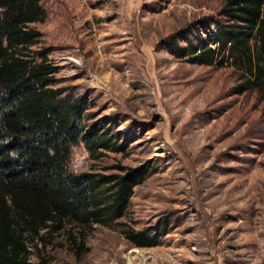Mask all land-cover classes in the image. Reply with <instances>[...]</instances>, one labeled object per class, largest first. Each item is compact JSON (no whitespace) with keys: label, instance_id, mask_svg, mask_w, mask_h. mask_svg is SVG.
<instances>
[{"label":"rangeland","instance_id":"obj_1","mask_svg":"<svg viewBox=\"0 0 264 264\" xmlns=\"http://www.w3.org/2000/svg\"><path fill=\"white\" fill-rule=\"evenodd\" d=\"M226 2L40 1L27 52L45 54L57 67L50 86L80 100L69 170L146 176L117 222L68 223L30 241L34 264H264V85L227 46L209 64L169 48L208 18L231 22ZM92 129L109 139L90 152L82 135ZM129 227L154 243H134Z\"/></svg>","mask_w":264,"mask_h":264},{"label":"trees","instance_id":"obj_2","mask_svg":"<svg viewBox=\"0 0 264 264\" xmlns=\"http://www.w3.org/2000/svg\"><path fill=\"white\" fill-rule=\"evenodd\" d=\"M40 1L0 0V264H34L28 243L44 241L65 224L82 229L117 222L133 186L146 176L141 167L99 175L69 170L71 146L80 133V100L70 101L50 86L57 67L43 59L45 54L38 60L27 52L40 35L29 25L44 18ZM263 9L264 0H227L222 13L231 22L208 18L200 27L207 38L201 32L196 38L183 34L185 46L174 40L169 48L191 62L209 64L227 46L229 55L248 62L251 81L261 87ZM82 139L91 152L107 145L109 135L92 129ZM123 231L136 244L154 243L146 229Z\"/></svg>","mask_w":264,"mask_h":264}]
</instances>
